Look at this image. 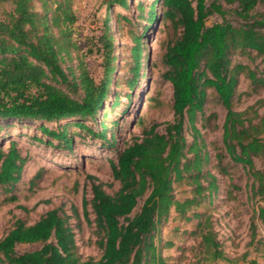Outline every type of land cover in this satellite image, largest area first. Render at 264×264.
Masks as SVG:
<instances>
[{
	"label": "trees",
	"instance_id": "1",
	"mask_svg": "<svg viewBox=\"0 0 264 264\" xmlns=\"http://www.w3.org/2000/svg\"><path fill=\"white\" fill-rule=\"evenodd\" d=\"M104 1L108 7L127 9L130 0ZM157 1L162 8V19L171 29V35L161 40L159 47L161 77L172 89L173 119L166 122L164 132H158V124L153 123L141 136L116 148L115 161H110L112 177L119 183L115 192H107L104 183L94 175L86 176L90 195H83L82 209L85 219L93 225L99 258H82L78 254L75 225L69 219L72 216L79 219V214L74 206L71 215L57 206L30 224L21 218L14 219L12 227L0 237V264H170L163 249L173 244L162 243L157 233L160 222L171 209L181 220L196 219L203 251L211 260L226 259L211 217L196 209L217 189L216 176L203 170L208 154L202 151L206 145L195 127L198 119L203 123L209 118L205 108L210 99L225 110L223 148L215 156L218 172L226 174L223 159L227 157L228 166L241 165L247 170L251 178L249 197L261 202L250 216L248 245L262 242L256 240V219L264 224V163L256 168L254 157L264 161V115L255 122L248 115L255 105L244 110H236L235 106L240 96L246 94L238 91L240 74H245L252 87L264 86V14L258 17L252 13L259 4L264 7V0H223L236 3L235 12L243 20L236 25L226 19L208 23L214 13L226 15L220 0L210 3L154 0L145 16L148 25L156 18ZM137 6L143 10L140 2ZM75 20L71 0H0V121H9L3 124L6 128L12 121L39 123L44 139L39 136L36 140L52 148H71L73 135L67 134L70 124L112 147L115 133L110 130V138L106 137L109 128L104 121L99 122L98 131L86 123L97 119L112 91L116 64L110 16H105L104 32L97 39L102 56L99 79L90 74L81 60L77 64L72 62L77 49L72 36ZM128 27L133 38L130 48L133 65L126 83L132 88L143 75L140 68L145 49L139 27L132 24ZM235 54L259 60L257 65L262 66L251 68L246 63L234 62ZM114 97L113 106L119 102L117 92ZM65 119L75 122L59 123L57 128L46 126ZM186 121L197 136L191 142L184 135ZM112 123L116 124L117 120ZM26 157L16 139L9 138L7 147L0 141L2 204L18 200ZM202 177L209 179L206 185L200 182ZM184 178L192 183L193 196L180 200L173 193V183ZM39 179L36 172L27 182L29 187ZM140 200L138 211L132 214ZM29 243H41V246L32 251H16L18 244ZM248 254V251L243 253L241 259L245 260ZM246 264H258V261L252 258Z\"/></svg>",
	"mask_w": 264,
	"mask_h": 264
},
{
	"label": "rangeland",
	"instance_id": "2",
	"mask_svg": "<svg viewBox=\"0 0 264 264\" xmlns=\"http://www.w3.org/2000/svg\"><path fill=\"white\" fill-rule=\"evenodd\" d=\"M71 1L76 16L72 36L77 45L75 59L72 62L77 64L81 60L96 79H99L102 74V56L97 49L99 47L97 39L104 32L105 16L107 14L110 16L109 26L115 43L116 64L112 74V91L105 100L97 119L88 120L86 123L98 131L99 122L104 121L109 128L106 137L110 138V130L115 133V145L111 147L102 144L98 138L92 139L83 129L70 124L67 134L69 137L73 135L71 148H61V150L57 147L45 146L36 140L39 136L44 139L42 131L38 128L39 123L22 122L20 124L12 121L11 125L6 128L3 124L9 121H0V141L4 142V147L8 146L9 138H14L17 140V146L22 155L27 156L23 176L18 185V200L14 203L2 204L3 195L0 194V237L12 227L15 218H21L30 224L47 210L57 206H62L65 213L71 215V206H74L79 219L72 216L69 221L75 225L77 252L82 258H99L101 253L94 244L96 237L93 225L85 219L82 209L83 195L86 197L90 195V183L86 176L94 175L104 183L107 192H115L119 183L112 177L110 161H115L116 148L141 136L142 131L148 129L153 123L158 124L156 127L158 132H164L166 122L172 121V89L169 82L163 81L161 77L162 51L159 47L160 41L171 35V29L168 22L162 19V8L159 1L154 7L156 18L150 25L145 16H147L149 5L154 0H130L127 9L118 6L108 7L104 0ZM206 1L210 3L212 0ZM138 2L143 6V10L138 8ZM220 3L226 10V15L223 17L214 13L208 18L209 24L224 19L234 25L243 21L235 12L236 3H226L223 0H220ZM252 13L259 17L264 14V7L259 4ZM129 24L141 30V39L145 49L140 68L143 75L132 88L126 83L127 77L130 76L129 68L133 65L130 49L133 38ZM233 59L234 62L246 63L251 68L262 66L257 65L259 60L248 59L246 55L235 54ZM238 78V91L246 94L240 96L235 109L244 110L248 106L255 105L248 115L253 116L254 121L257 122L258 118L264 115V86L252 87L244 73ZM115 92L118 94L119 102L113 106ZM205 114L210 115L209 118L203 123L198 119L195 127L199 131L200 139L206 145L202 151L208 154V161L205 162L203 170H209L216 176L217 189L212 192L211 197L206 196L207 191H204L206 198L196 209L211 217L212 226L226 259L211 260L203 251L200 232L196 230V219L190 222L181 220L173 209L158 227V240L160 239L162 243L171 242L173 244L163 249V255L169 259L170 264H246L247 260L252 258H256L258 264H264V224L258 219H256V240L261 239L262 242L252 246L248 245L250 216L257 204L261 203L254 202L249 197L248 186L251 178L241 165H236L234 168L228 166V157L223 159L226 174L219 173L216 166L215 156L223 148L222 124L225 110L216 100L210 99L206 105ZM113 120H117V123L113 124ZM65 122H75V120L65 119L61 122L46 123V126L57 128L59 123ZM184 135L188 142H191L193 137H197L192 134L187 121L184 125ZM262 139L264 143V134ZM188 156H192V153ZM263 163L261 157H254L256 168H261ZM36 172L40 179L29 187L27 182ZM207 180L209 179L206 177L200 178V182L204 185L207 184ZM234 185L238 188L233 187ZM173 187L175 197L180 200L193 196L192 183L188 178L174 182ZM142 200L139 201L132 214L138 211ZM91 217L92 215L89 214V218ZM40 246L41 243L18 244L16 251H32ZM246 251L249 254L245 260H242V254Z\"/></svg>",
	"mask_w": 264,
	"mask_h": 264
}]
</instances>
